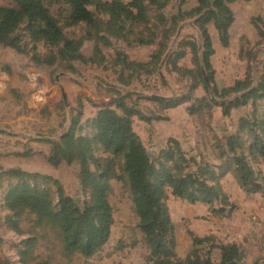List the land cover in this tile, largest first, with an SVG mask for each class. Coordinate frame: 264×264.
Returning <instances> with one entry per match:
<instances>
[{"label": "rangeland", "instance_id": "374dc122", "mask_svg": "<svg viewBox=\"0 0 264 264\" xmlns=\"http://www.w3.org/2000/svg\"><path fill=\"white\" fill-rule=\"evenodd\" d=\"M112 1L127 4L131 0H92L87 7L94 18L91 25L71 24L69 7L62 1L45 2L63 40L80 42L79 59L61 58V41L34 38L32 33L42 24L27 20L10 36L15 46L0 44V264H153L139 228L123 160L104 152L94 139L98 113L108 107L121 115L120 101L150 119L145 122L133 117L132 128L155 169L159 167V152L173 147L170 139L176 140L186 160L210 166L201 178L217 184L221 198H225L209 207L173 197L170 189L164 188L162 205L172 222L176 259L208 256L215 262L212 249L226 244L218 241L215 245L218 238L211 232L217 224L211 225L210 218L221 222L239 215L250 231L246 253L243 250L244 264H264L262 219L251 213L264 198V157L248 154L252 135L238 126L239 119L247 117L251 123L255 121L254 133L261 132L256 121L264 117V99L253 104L249 101L223 116L219 104L233 101L241 93L224 99L214 94V90L218 95L236 81L250 80L246 93L262 75L264 0H223L232 14L225 46L212 22L206 24L213 49L209 58L212 83L202 67L197 17L187 15L196 0H141L144 19L137 23L103 13L101 5ZM5 6L15 3L0 0V7ZM165 102L180 105L165 109ZM189 107L196 112L190 114ZM66 135L75 146L77 140L90 141L92 150L85 158L92 174L98 176L102 167H108L106 196L112 224L105 244L89 257L65 252L59 229L52 222L38 221L28 210L11 211L5 204L9 188L20 181L9 175L12 171L24 174L22 181L44 193L55 209L60 197L72 199L80 208L90 203L91 192L81 183V160L75 155L69 163L49 162L55 146ZM229 137L238 138L235 145L227 143ZM234 155L245 157L259 182V192L245 193L233 171L220 175L216 167L231 163ZM174 157L171 167L174 165L177 175L196 171L194 163L181 162L180 157L184 158L180 153ZM195 204L205 206L208 215L190 217L186 212L198 208Z\"/></svg>", "mask_w": 264, "mask_h": 264}, {"label": "trees", "instance_id": "16d2710c", "mask_svg": "<svg viewBox=\"0 0 264 264\" xmlns=\"http://www.w3.org/2000/svg\"><path fill=\"white\" fill-rule=\"evenodd\" d=\"M15 6L0 7V44L8 43L15 46L10 36L17 26L24 20L42 24L32 33L34 38L43 36L52 43L63 42L59 55L63 59H79L78 49L80 42L63 40L61 30L56 21L50 16L45 2L62 1L69 7V20L71 24L83 22L91 25L94 22L88 5L92 0H13ZM103 13L110 16L120 17L123 21L130 23L142 22L144 11L141 0H131L127 4L119 1L105 2L100 7ZM197 17V24L202 38V67L206 72L208 82H213V70L209 62L213 54L211 42L206 31V24L212 22L222 45H227V30L232 23V14L223 0H196V6L187 13ZM200 68V67H199ZM199 75L202 77L201 69ZM205 89L208 88L205 79H202ZM248 81H236L231 87L223 88L217 95L224 99L229 95H241L233 101L220 103L222 115L227 116L232 109L244 107L250 101L251 104L264 99V65L262 75L256 86ZM187 102V101H186ZM182 102V103H186ZM165 109L176 107L180 104L165 102ZM118 108L122 114L118 115L108 107L103 108L97 115L95 121V141L98 146L111 156H119L123 160V171L127 177L129 190L135 213L139 219V228L144 236L145 243L150 252V260L153 264H244L243 249L235 243L222 245L220 259L212 262L210 258H193L177 260L174 253L175 241L173 238V226L170 217L162 205L164 199V188L170 189L171 195L188 203H203L212 206L221 198L217 184H209L202 179V171L210 169L207 163L197 164L186 160L178 141L170 139L168 143L173 147L159 152L158 169H155L148 152L140 142L132 128L133 117L148 122L150 119L137 109L126 107L122 101ZM189 113L193 114L192 107ZM198 111V110H197ZM255 122V121H253ZM252 122V123H253ZM247 117L238 121L241 130H247L252 135V145L248 148L251 156L264 157V117L256 123L259 124L260 133L256 130ZM238 138L229 137L228 142L235 145ZM79 144L74 145L69 135L64 136L55 146V150L49 158L52 164H58L61 160L69 163L74 156L81 160L83 187L91 192V201L83 208L78 207L70 198L60 197L56 209L48 197L31 188L22 179L24 174L12 171L9 175L20 180L16 185L9 188L5 197V204L9 210L18 212L28 210L33 213L38 221H49L58 227L63 249L67 253L78 252L82 256L89 257L97 252L107 241L110 226L112 224L111 208L107 201V178L108 167L101 168L98 176L92 174L87 167L85 156L92 150L90 141L87 139L77 140ZM233 149V145L226 144ZM178 151V153H177ZM181 162L195 164L196 171L177 175L173 171L174 156L179 154ZM221 174L233 171L240 188L245 193H257L260 191L259 182L255 180L254 174L244 156H233L231 163H223L216 167ZM173 169V170H172ZM198 170L200 172H198ZM198 173H200L198 175ZM210 174V173H209ZM264 182V174H262ZM225 201V198H221ZM212 212H214L212 210ZM200 242V241H199ZM209 255V254H208ZM209 260V261H208Z\"/></svg>", "mask_w": 264, "mask_h": 264}, {"label": "crops", "instance_id": "0c3cea01", "mask_svg": "<svg viewBox=\"0 0 264 264\" xmlns=\"http://www.w3.org/2000/svg\"><path fill=\"white\" fill-rule=\"evenodd\" d=\"M262 170L264 172V161L262 162ZM195 205L198 206V208L196 209L191 208L189 209L191 211L186 212L187 214L190 213V217L192 215L199 216V217H203V216L206 217L208 215V209L205 206H203L202 204H195ZM194 210L196 212L198 211L197 215L196 213L194 215ZM251 213L258 215L259 218L262 219V241H263L264 239V198L263 197H262V200L256 206H254V209L253 211H251ZM210 221H211L210 223L211 225L217 224L216 227L213 228L211 232L212 236H215L216 238H218V240H215V245H219V242L225 243V244L234 242L235 244L240 245L246 253L244 246H246L247 244L246 235L250 234L249 233L250 231L244 219H241L239 215H236V217L231 216L230 218H225L221 220V222L219 220H215L214 218H210ZM221 225H224V226L220 227ZM213 251L216 252L215 253L216 259L214 261L217 262L220 259V250L214 247L212 249V252ZM262 255H264V247H262Z\"/></svg>", "mask_w": 264, "mask_h": 264}, {"label": "water", "instance_id": "95a60500", "mask_svg": "<svg viewBox=\"0 0 264 264\" xmlns=\"http://www.w3.org/2000/svg\"><path fill=\"white\" fill-rule=\"evenodd\" d=\"M151 98H152V99H155V100H159V99H161V97H158V96H152Z\"/></svg>", "mask_w": 264, "mask_h": 264}, {"label": "built area", "instance_id": "2783aa9c", "mask_svg": "<svg viewBox=\"0 0 264 264\" xmlns=\"http://www.w3.org/2000/svg\"><path fill=\"white\" fill-rule=\"evenodd\" d=\"M253 220H255V217H252Z\"/></svg>", "mask_w": 264, "mask_h": 264}]
</instances>
